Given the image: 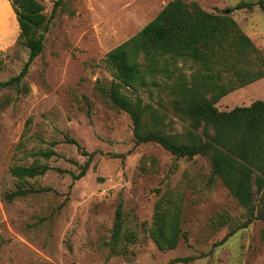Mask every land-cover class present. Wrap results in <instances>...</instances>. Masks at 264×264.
<instances>
[{
  "label": "rangeland",
  "instance_id": "obj_1",
  "mask_svg": "<svg viewBox=\"0 0 264 264\" xmlns=\"http://www.w3.org/2000/svg\"><path fill=\"white\" fill-rule=\"evenodd\" d=\"M41 1L49 18L56 0ZM168 1L64 0L26 76L0 88V264H264V220L223 241L246 220L247 211L220 179L210 183L209 159L176 157L155 142L137 144L130 116L103 93L113 79L106 53L147 25ZM187 1L219 13L256 0ZM5 5L1 80L18 75L29 55L17 43L20 29L11 2L0 0V10ZM231 15L264 50L260 7ZM178 64L186 74L197 66ZM125 92L165 112L166 131L185 133L189 123L174 114L165 93L161 106L156 93L152 98L145 88ZM257 99L264 100V78L227 94L217 106L230 110ZM49 149L53 156L41 155ZM45 163L51 168L37 177L12 172L14 166ZM85 165L86 174L75 180ZM29 188L36 191L8 198ZM169 193L181 198L187 237L162 250L151 232L160 200ZM120 203L124 229L116 243Z\"/></svg>",
  "mask_w": 264,
  "mask_h": 264
},
{
  "label": "trees",
  "instance_id": "obj_2",
  "mask_svg": "<svg viewBox=\"0 0 264 264\" xmlns=\"http://www.w3.org/2000/svg\"><path fill=\"white\" fill-rule=\"evenodd\" d=\"M63 1H55L47 18L41 0H10L20 29L17 43L26 46L29 55L18 75L0 79V88L19 84L26 76L32 62L43 52L50 20ZM254 6L264 13V0L240 2L229 8V14L209 12L197 1L169 0L147 25L104 57L113 79L103 93L130 116L136 143H158L176 157L208 158L210 183L220 179L246 209V220L232 228L223 241L254 220H264V100L230 110L217 106L227 94L264 78V50L231 15L236 9ZM180 61L197 66H191L195 70L186 74ZM142 88L152 98L156 93L161 106H165L162 94H166L174 114L189 123L184 134L166 131L165 112L141 95L132 97L125 92ZM40 153L50 158L55 151ZM50 168L47 163L20 165L14 166L12 172L33 178ZM87 169L85 165L73 178L80 179ZM35 191L20 189L8 198ZM121 211L120 203L114 227L116 243L122 239L124 229ZM181 215L182 201L177 194L169 193L160 200L151 232L160 249L175 248L181 238L187 237L181 228Z\"/></svg>",
  "mask_w": 264,
  "mask_h": 264
},
{
  "label": "crops",
  "instance_id": "obj_3",
  "mask_svg": "<svg viewBox=\"0 0 264 264\" xmlns=\"http://www.w3.org/2000/svg\"><path fill=\"white\" fill-rule=\"evenodd\" d=\"M10 0H6V3H8V5L10 4L9 2ZM12 5V4H11ZM6 5L4 8H2L0 10V35H1V31L3 32L5 29V22H6ZM5 9V10H4ZM1 38V37H0ZM1 40V39H0Z\"/></svg>",
  "mask_w": 264,
  "mask_h": 264
},
{
  "label": "water",
  "instance_id": "obj_4",
  "mask_svg": "<svg viewBox=\"0 0 264 264\" xmlns=\"http://www.w3.org/2000/svg\"><path fill=\"white\" fill-rule=\"evenodd\" d=\"M224 12H225V14H229L230 13V9L228 8Z\"/></svg>",
  "mask_w": 264,
  "mask_h": 264
}]
</instances>
